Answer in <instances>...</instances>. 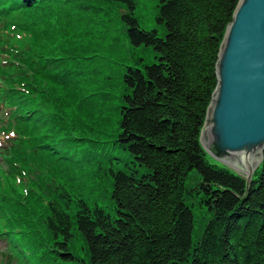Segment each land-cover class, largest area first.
<instances>
[{"label": "trees", "instance_id": "16d2710c", "mask_svg": "<svg viewBox=\"0 0 264 264\" xmlns=\"http://www.w3.org/2000/svg\"><path fill=\"white\" fill-rule=\"evenodd\" d=\"M239 1L0 0V18H35L27 43L0 34L9 261L264 264V158L248 185L201 141ZM120 38L154 60L131 54L114 80L98 65ZM193 170L202 214L186 198Z\"/></svg>", "mask_w": 264, "mask_h": 264}, {"label": "water", "instance_id": "95a60500", "mask_svg": "<svg viewBox=\"0 0 264 264\" xmlns=\"http://www.w3.org/2000/svg\"><path fill=\"white\" fill-rule=\"evenodd\" d=\"M217 75L201 141L250 185L264 158V0L239 1L224 35Z\"/></svg>", "mask_w": 264, "mask_h": 264}, {"label": "rangeland", "instance_id": "374dc122", "mask_svg": "<svg viewBox=\"0 0 264 264\" xmlns=\"http://www.w3.org/2000/svg\"><path fill=\"white\" fill-rule=\"evenodd\" d=\"M144 10L145 12L148 11L143 7L138 9L139 15L142 17V21H143L142 14L143 15L145 14ZM41 19L42 18H40L39 20L41 21ZM33 20H35L33 15H31L30 13H21V12L11 14L9 17L6 18H0V34L4 39L10 42L27 43L32 39L33 36L31 32V28H34L31 26L32 24L31 22ZM146 22L150 23L149 26L156 25L155 21H152L150 17L146 19ZM144 25L147 26V23H144ZM43 26L44 24H42L41 22V27L43 28ZM125 41H123L122 38H120L119 42H117V40L114 41L110 39L107 40L106 42L107 53L105 58L106 63L98 65L99 70L103 71L105 75L111 76L112 79L114 80H118L121 77L123 73V64H129L134 62L130 58L131 54L133 55L137 54L138 56L143 55L145 57V61L147 62H151L154 60L152 50L149 49L148 47L138 46V47H134L133 49L132 47H130L129 43ZM7 119H8V108L4 107L3 104L0 103V141L2 137L5 138L8 136H13L14 134L12 131H10L9 128L7 129V127H9ZM2 158L3 156L0 153V169H1ZM216 160L219 161L218 159ZM261 163H259V165L255 167L254 173L259 168ZM4 164L7 165L6 161L3 162V165ZM66 167L69 168L68 165H66ZM66 171L68 170L66 169ZM76 171L77 169L75 170V173ZM7 178L9 180H7ZM10 178L11 177H6L5 179L6 188L9 189L11 188L12 183H14L15 186L18 184L16 179H10ZM199 182H200L199 172L197 170H193L187 181L186 198L190 203V205H192V207L195 208L196 213L199 212L200 214H202L201 200H200L201 198L199 193ZM7 251H9V246L6 240L0 238V263L1 264H22V262L24 263V260L22 261V258L13 259V261L12 260L9 261L8 257L5 255Z\"/></svg>", "mask_w": 264, "mask_h": 264}]
</instances>
